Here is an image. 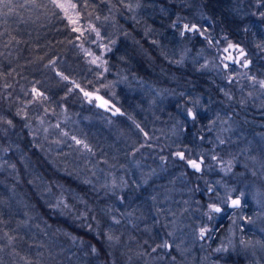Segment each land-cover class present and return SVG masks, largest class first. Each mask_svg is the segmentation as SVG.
<instances>
[{
    "label": "trees",
    "instance_id": "obj_1",
    "mask_svg": "<svg viewBox=\"0 0 264 264\" xmlns=\"http://www.w3.org/2000/svg\"><path fill=\"white\" fill-rule=\"evenodd\" d=\"M253 1L261 2L259 12L264 14V0ZM75 2L83 24L100 28L104 35L111 36V49L106 54L109 71L103 77L96 72L83 49L88 46L89 40L73 31L75 26L48 0H36L41 7L27 4L26 0H12V11L4 8L2 11L8 14L0 15V117L12 121L11 125L0 122V154H5L2 159L7 158L9 166H14L13 173H5L0 168V221L9 222L11 231H19L17 240L24 251L30 244L33 243L31 248L36 244L35 240L28 238L32 231L35 234L31 228L33 223L39 228L40 225H47L56 238L68 246L63 251L57 250L52 260L42 258L39 264H136L129 253L130 247L136 244L134 242L142 239L159 245L164 239L161 232L165 228L163 217L160 220L162 223L153 217L152 210H149L153 205L152 199L147 198L155 194V191H150L149 184L158 179L154 177L145 184L123 169L122 177L127 179V187L123 192L124 199L120 200L122 192L111 193L86 175L85 172L91 170L93 165L84 164V171L81 172L78 169L79 162L83 164L85 158L77 161L76 152H70L68 146L59 147L51 141V137L46 139L41 129L46 124L54 125L64 116L79 118L87 138L96 142L103 154L111 156L116 163L120 158L127 159L135 146L139 148L136 159L144 156L142 148L152 146L157 152L149 156L154 159L151 164L158 178H162L160 181L176 180L177 186L185 184L183 186L187 187L193 199H205V191L209 192L212 187L208 179L209 159L202 148L198 151L196 148H200L201 142L211 145L206 144L204 139L209 135L210 119L220 105L224 106L223 109L234 110L237 101L235 96L228 95L223 89L220 77L201 70L190 59L183 64L177 62V57L171 60L170 49L176 51L182 47L183 50L184 40L190 39L189 33L181 34L178 20L185 18L189 22L199 23L195 12L200 8L213 21V29L225 31L234 42L245 39L248 52L259 45V40L250 24L251 10L242 7L240 0ZM21 4L25 6L20 7ZM179 37H182L181 43ZM261 59V56L254 58V67L260 65ZM61 74L68 79H62ZM116 78L124 82L141 78L158 87L172 89L179 95L177 112L196 108L192 126L185 127L179 145L168 138L154 141L156 145H147L145 142L147 147L128 145L116 148V151L107 149V145H99L104 143L102 135L105 130L104 126L93 125L92 115L106 111L88 101L81 89L94 90ZM128 87L119 85L113 98L126 116L133 117L143 125L138 93H133ZM33 88L43 93V96L36 97ZM184 91L186 93L182 95ZM147 142L151 144L149 140ZM180 151L184 159L176 154ZM200 152L204 156L203 168L196 171L188 161L199 158ZM120 153L127 157H121ZM159 163L164 168L168 167V170L162 171L163 168L158 167ZM121 164L118 163L116 168H120ZM183 176L185 179H181ZM182 181L184 183L181 184ZM158 190L161 192L162 189L159 187ZM75 193L79 194V200ZM209 195L212 193L209 192ZM177 197L178 194L174 195L175 199ZM21 199L31 207L29 214L33 216L29 223L24 222L23 208L19 209L16 205V201L20 202ZM7 200L9 203H6ZM57 200L58 206L55 205ZM12 201L15 205H10ZM144 203L147 206L144 214L150 218L147 221L128 219L124 215L125 206L130 208ZM12 208L17 210L16 214L10 211ZM136 214L139 215V212ZM140 214L144 215L142 212ZM112 217L119 219L116 228L121 233L114 260L106 236V226L112 222ZM151 221L154 223L153 230H144V223ZM126 240L129 244L120 250L123 246L121 241ZM71 251L77 252L81 258H75L76 254L70 255Z\"/></svg>",
    "mask_w": 264,
    "mask_h": 264
},
{
    "label": "rangeland",
    "instance_id": "obj_2",
    "mask_svg": "<svg viewBox=\"0 0 264 264\" xmlns=\"http://www.w3.org/2000/svg\"><path fill=\"white\" fill-rule=\"evenodd\" d=\"M240 3L242 7L251 10L250 24L254 28L256 39L259 40V45L253 51L246 50L245 39H242V42H234L225 31L213 29V21L199 8L195 12L199 23L189 22L181 18L185 16H179L181 19L178 20V25L181 34L189 33L190 39L184 40L183 50L182 47L176 51L171 48L169 55L172 61L177 57L179 64L190 59L196 65L198 64L201 70L220 77L223 89L228 95L235 96L237 101L234 110L223 109L224 106L220 105L210 119L209 135L204 139L206 144L211 145H204L201 142L200 148H196L197 151L202 148L201 150L208 156V179H210V186L213 187H210L209 192L212 195L205 191V199H193L187 187L183 186L184 181L181 182V187L177 186L178 181L173 179L167 178L165 182L160 181L162 178H158L151 164L154 159L149 156L157 152L152 146L142 148L144 156L137 159L135 154L138 153L139 148L135 146L128 155V160L120 158L116 163L111 156L107 157L103 154L101 147L96 146V142H91L87 138L82 129V120L79 118L64 116L62 120L53 123L54 125L46 124L45 128L41 129L46 139L51 137V141L59 147L68 146L71 148L70 152H76L77 161L85 158L83 164L79 162L78 169L81 172L84 171V164L93 165L91 170L85 172L86 175L91 177L94 183L106 187L111 193L122 192V195H119L120 200L124 199L123 192L127 187V179L122 177L123 169L130 171L134 179L143 180L145 184L154 177L158 179L157 182L149 184L150 191H155V196L147 198L152 199L153 205L149 210H152L153 217L158 221L163 217L165 228L161 232L164 239L159 245L142 239L134 242L136 244L130 247L129 253L136 264H264V87H261L259 83L264 81V14L259 12L261 2L240 0ZM73 18H75L74 14ZM184 25H188L189 28L195 25L196 30L187 31ZM74 26L79 27L83 32L81 36H86L89 40L88 46L83 47L89 61L92 63L96 57L100 58L96 60V63H92L96 72L100 73V77L107 75L109 68L106 54L111 49V36L104 35L100 28H95L99 31L98 37L96 32L83 24L80 19ZM179 38L181 43L182 37ZM229 45L233 47L230 48ZM239 49H243L246 54L243 58L239 57ZM257 55L262 57V61L259 66L254 67L253 60L258 57ZM238 60L240 62H237ZM243 60L248 61L246 67L243 66ZM123 84L128 85L133 93H138L137 100L143 125L135 121L133 117L126 116L113 98L116 97L117 87ZM84 92L92 93L91 97H86L87 100L106 111L105 113L98 111L92 115V122L94 126H104L105 131L102 135L104 143L99 145H107V149L111 151L128 145L146 147L156 145L154 141L166 138L179 145L182 142L185 127L192 126L191 120L196 116V108L176 111L179 95L172 89L166 86L158 87L141 78H131L127 82L116 78L114 81L104 82L94 90L83 89ZM185 93L184 91L182 95ZM96 96L108 101V107H101V101L97 100ZM140 106H144L145 110L144 108L142 110ZM116 109H119V112H116ZM190 111L194 112L193 118L186 116L190 114ZM99 129L102 130V128ZM111 136L114 139H111ZM76 140L82 143L77 144ZM148 140L151 144H148ZM120 156L127 157L122 153ZM2 157H5V154L3 156L0 154V168L5 173H13L14 166H9L8 159L3 160ZM191 160L197 161L201 164V169L203 168L202 153L199 158L194 157ZM118 163L121 164L120 168H116ZM159 165L158 167L163 166L162 163ZM162 168V171L168 170V167ZM163 184L164 186H161ZM159 187L162 189L161 192L158 190ZM176 194H178L177 199L174 198ZM75 195L79 200V194L75 193ZM236 196L241 197L240 207L231 206V200ZM7 202L9 203V200ZM57 203L58 200L55 203L56 206H58ZM13 204V201L10 202V205ZM16 205L25 211L24 222H31L33 215L29 214L30 205L24 199L20 202L16 201ZM126 205L128 206V203ZM209 205L220 207L221 211L212 212ZM127 206L124 207V215L128 216V219L136 218V221L150 219L147 218L146 213L144 214L147 211L145 203L130 208ZM10 211L16 214L17 210L12 208ZM136 212H139V215ZM141 212L144 215H141ZM111 220L112 222L106 226V236L110 242L114 260V251L119 245L121 233L116 228L119 219L112 217ZM226 220L228 221L226 224L220 223ZM153 221L157 222L155 219ZM8 226L9 222L0 221V231H2L0 232V264H34V262L39 264L42 258L52 260V255L56 254L57 250L68 249V246L58 240L56 234L47 225H40L41 228H39L33 223L31 228L34 229L35 234L32 231L28 238L35 240L36 244L33 248H31L33 243L30 244L25 247L28 251L27 249L24 251L17 240L19 231L13 232ZM153 228L152 221L144 223V230L152 231ZM201 229H206L203 237H201ZM72 237L75 240V237ZM213 239L216 240L213 241ZM121 242L123 246L120 250L129 244L128 240ZM69 253L76 254L75 258H81L77 252Z\"/></svg>",
    "mask_w": 264,
    "mask_h": 264
},
{
    "label": "snow or ice",
    "instance_id": "obj_3",
    "mask_svg": "<svg viewBox=\"0 0 264 264\" xmlns=\"http://www.w3.org/2000/svg\"><path fill=\"white\" fill-rule=\"evenodd\" d=\"M27 4H31L34 7H41L42 5H38L36 3V0H26ZM49 4H51L54 8L59 9L60 11H62L64 13V17L67 18L69 20V22L73 25H77L79 23V12H78V5L75 2V0H48ZM20 7H24V4L19 5ZM4 8H7L9 12L12 11V0H0V15H7L8 13L3 12L2 10ZM73 14L75 15V18H73ZM91 27V26H90ZM184 28L187 31H193L196 30L195 25H193L191 28H189L188 25H184ZM73 31L76 32H80L81 35H83L82 30L79 27H73L72 29ZM92 31H95L97 36L99 37V31L97 29H95V27H91ZM79 38V37H78ZM229 47H233V45H229ZM225 51H227V49H225ZM246 54L244 53L243 49H239V57L243 58ZM100 59L99 57H96L95 59L92 60V63H96V60ZM237 62H240L239 60ZM248 61L247 60H243V66H247ZM225 67H227V65H225ZM62 75V74H61ZM62 79L67 80L68 77L67 76H63L62 75ZM75 84V82H73ZM260 86L264 87V81H260ZM76 87H79V85H75ZM33 93L36 97H42L43 93L39 92L37 89L33 88ZM81 91H83V89H81ZM84 95L86 97H91L93 94L90 92H84ZM45 99H47V97H44ZM97 100L101 101L100 106L101 107H108V101L103 100L102 97L100 96H96L95 97ZM116 112H119V109H116ZM191 114V113H190ZM0 122L3 123H7L9 125L12 124L11 120H4V118L0 117ZM73 139H75V137H73ZM77 144L82 143V141L80 140H76ZM85 147H87V145H85ZM177 155L181 158L184 159V154L183 153H177ZM189 165L195 169L196 171H200L201 170V164L197 163V161L195 160H189L188 161ZM202 163V161H201ZM241 201L239 199H234L231 201V206L232 207H238L240 205ZM210 211L212 212H220L221 209L215 205H209ZM118 223V221H117ZM206 229H201V237H203L204 233H205ZM109 239H111V237H109ZM165 247H167V245H165ZM93 251H95V249H93Z\"/></svg>",
    "mask_w": 264,
    "mask_h": 264
},
{
    "label": "water",
    "instance_id": "obj_4",
    "mask_svg": "<svg viewBox=\"0 0 264 264\" xmlns=\"http://www.w3.org/2000/svg\"><path fill=\"white\" fill-rule=\"evenodd\" d=\"M190 113H191L190 116L193 118V117H194V112H193V111H190ZM234 199H239V200L241 201V197H240V196L234 197L232 200H234ZM232 200H231V201H232ZM240 205H241V203H240ZM240 205H239V206H240ZM239 206H238V207H239ZM219 208H220V207H219Z\"/></svg>",
    "mask_w": 264,
    "mask_h": 264
},
{
    "label": "flooded vegetation",
    "instance_id": "obj_5",
    "mask_svg": "<svg viewBox=\"0 0 264 264\" xmlns=\"http://www.w3.org/2000/svg\"><path fill=\"white\" fill-rule=\"evenodd\" d=\"M236 197H237V196H236ZM240 206H241V205H240ZM240 206H239V207H240ZM220 222H221V223L224 222V223L226 224L228 221L226 220V221H220ZM214 240H216V239H213V241H214ZM213 241H212V242H213Z\"/></svg>",
    "mask_w": 264,
    "mask_h": 264
},
{
    "label": "bare ground",
    "instance_id": "obj_6",
    "mask_svg": "<svg viewBox=\"0 0 264 264\" xmlns=\"http://www.w3.org/2000/svg\"><path fill=\"white\" fill-rule=\"evenodd\" d=\"M192 119V118H191Z\"/></svg>",
    "mask_w": 264,
    "mask_h": 264
}]
</instances>
